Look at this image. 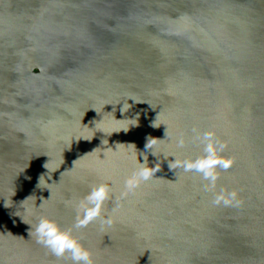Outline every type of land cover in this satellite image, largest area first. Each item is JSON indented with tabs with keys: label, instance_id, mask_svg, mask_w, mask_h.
Here are the masks:
<instances>
[{
	"label": "water",
	"instance_id": "1",
	"mask_svg": "<svg viewBox=\"0 0 264 264\" xmlns=\"http://www.w3.org/2000/svg\"><path fill=\"white\" fill-rule=\"evenodd\" d=\"M194 127L236 158L215 191L170 168L202 153ZM144 154L160 170L126 193ZM104 181L94 264H264V0H0V264H71L29 230L72 226Z\"/></svg>",
	"mask_w": 264,
	"mask_h": 264
},
{
	"label": "clouds",
	"instance_id": "2",
	"mask_svg": "<svg viewBox=\"0 0 264 264\" xmlns=\"http://www.w3.org/2000/svg\"><path fill=\"white\" fill-rule=\"evenodd\" d=\"M129 107L130 105L125 103L122 111L126 112ZM155 126L157 125L155 124ZM192 133V141L202 145V153L195 157L183 159L173 155L175 159L170 162V168L180 169L185 173L198 174L206 182L205 190L215 191L220 177L219 170L230 169L236 158L224 154L227 142L222 141L217 136L215 129L201 132L194 127ZM159 140V138H149L146 148L152 149L156 154L154 146L159 143ZM185 143L186 138L181 134L177 140V147L183 148ZM159 170V163L154 167L150 166L147 162V154H144V162L141 163L138 160L137 165L126 178L124 182L125 192H135L141 184L152 180ZM111 194L112 187L107 181L91 186L88 194L76 205L77 217L72 226L66 227L55 216L42 215L35 225H31L30 236H34L38 244L45 247L58 259H67L71 264H94L93 253L83 244V235L82 233L78 234V230L96 220H100L102 225H112L113 218L111 216L106 217L104 214L106 202L110 199ZM212 203L216 206L239 207L242 200L239 198V190L221 189L215 192Z\"/></svg>",
	"mask_w": 264,
	"mask_h": 264
}]
</instances>
